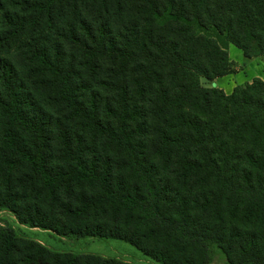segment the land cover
I'll list each match as a JSON object with an SVG mask.
<instances>
[{
  "label": "trees",
  "instance_id": "16d2710c",
  "mask_svg": "<svg viewBox=\"0 0 264 264\" xmlns=\"http://www.w3.org/2000/svg\"><path fill=\"white\" fill-rule=\"evenodd\" d=\"M264 0H0V211L159 264H264ZM0 264H125L0 224Z\"/></svg>",
  "mask_w": 264,
  "mask_h": 264
},
{
  "label": "rangeland",
  "instance_id": "374dc122",
  "mask_svg": "<svg viewBox=\"0 0 264 264\" xmlns=\"http://www.w3.org/2000/svg\"><path fill=\"white\" fill-rule=\"evenodd\" d=\"M203 34L216 39L225 48L229 62L232 65L230 66V73L224 76L212 81L201 78L200 83L202 86L217 88L225 95H230L235 88L249 84L253 79L264 80V54L247 59L238 48L228 43L225 38L218 36L214 30L203 31ZM232 51L238 53L233 54ZM216 81L218 85H216ZM231 88V93L226 94ZM0 224L12 228L17 234L32 239L52 251L88 253L103 259H116L125 264H159L145 257L127 242L116 239L81 238L71 240L69 238L56 237L52 233L37 228L29 229L19 225L14 216L7 211H0ZM208 264H227V262L218 249L212 246L211 260Z\"/></svg>",
  "mask_w": 264,
  "mask_h": 264
},
{
  "label": "crops",
  "instance_id": "0c3cea01",
  "mask_svg": "<svg viewBox=\"0 0 264 264\" xmlns=\"http://www.w3.org/2000/svg\"><path fill=\"white\" fill-rule=\"evenodd\" d=\"M233 52V54L234 53H238V52H235V51H232ZM229 76V75H228ZM218 81V80H217ZM216 81V85H218V82ZM264 81V80H263ZM225 91V90H224ZM231 91H232V88H231V90L230 91H228V93H226V94H229V93H231Z\"/></svg>",
  "mask_w": 264,
  "mask_h": 264
}]
</instances>
